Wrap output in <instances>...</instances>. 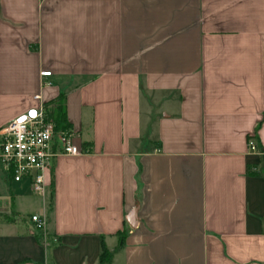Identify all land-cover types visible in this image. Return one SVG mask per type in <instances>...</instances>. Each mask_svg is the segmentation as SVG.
Masks as SVG:
<instances>
[{
	"label": "crops",
	"instance_id": "1",
	"mask_svg": "<svg viewBox=\"0 0 264 264\" xmlns=\"http://www.w3.org/2000/svg\"><path fill=\"white\" fill-rule=\"evenodd\" d=\"M62 95L90 152L0 165V264H264V0H0V129Z\"/></svg>",
	"mask_w": 264,
	"mask_h": 264
},
{
	"label": "built area",
	"instance_id": "2",
	"mask_svg": "<svg viewBox=\"0 0 264 264\" xmlns=\"http://www.w3.org/2000/svg\"><path fill=\"white\" fill-rule=\"evenodd\" d=\"M50 70L42 76H50ZM41 100V95L36 94ZM57 102L41 103L22 113L0 129V165L16 182L29 181L33 191L43 193L47 188L46 173L60 155H80L90 152L76 143L77 134L71 128L58 129L54 116ZM252 150L254 140H249ZM31 221L47 241V221L39 214H32Z\"/></svg>",
	"mask_w": 264,
	"mask_h": 264
},
{
	"label": "trees",
	"instance_id": "3",
	"mask_svg": "<svg viewBox=\"0 0 264 264\" xmlns=\"http://www.w3.org/2000/svg\"><path fill=\"white\" fill-rule=\"evenodd\" d=\"M64 99H65V95H62L59 99V102H58V104H59L58 108L55 111L56 127L58 129H65V128H68V126H69V124L67 123V120H66L65 106L62 103ZM88 144L89 143H84L83 145L85 147ZM9 177H10V175H9ZM6 217H9V215H6ZM123 235H125V234H123ZM38 236H39L40 242H43L41 235L39 234ZM111 255H112V253L109 250H107L106 248H104L102 253H101V256H100L101 264H105L107 262H110Z\"/></svg>",
	"mask_w": 264,
	"mask_h": 264
},
{
	"label": "water",
	"instance_id": "4",
	"mask_svg": "<svg viewBox=\"0 0 264 264\" xmlns=\"http://www.w3.org/2000/svg\"><path fill=\"white\" fill-rule=\"evenodd\" d=\"M129 222L131 223L132 226H136L137 216L135 211H133L129 216Z\"/></svg>",
	"mask_w": 264,
	"mask_h": 264
},
{
	"label": "rangeland",
	"instance_id": "5",
	"mask_svg": "<svg viewBox=\"0 0 264 264\" xmlns=\"http://www.w3.org/2000/svg\"><path fill=\"white\" fill-rule=\"evenodd\" d=\"M29 207V206H28ZM28 207H24V208H27V210H28ZM10 217V216H9Z\"/></svg>",
	"mask_w": 264,
	"mask_h": 264
}]
</instances>
